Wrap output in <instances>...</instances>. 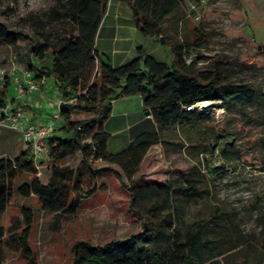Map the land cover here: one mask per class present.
<instances>
[{
  "label": "rangeland",
  "instance_id": "obj_1",
  "mask_svg": "<svg viewBox=\"0 0 264 264\" xmlns=\"http://www.w3.org/2000/svg\"><path fill=\"white\" fill-rule=\"evenodd\" d=\"M55 7V0H0V22L22 37L16 48L0 42V69L8 75L9 101L18 96L15 79L23 82L24 73L29 72V79L40 87L38 92L50 91L49 96L41 95V100H47L42 108L39 99L29 100L38 113H45L43 123L56 120L59 92L54 79L39 75L41 69L53 65L54 51L68 33V20L57 17ZM140 33L137 46L159 62L173 66L170 46L183 45L187 64L198 73L221 67L220 84H244L264 91V0H202L195 6L183 3L164 26V42ZM45 44L51 50L40 62L33 51ZM131 58L129 62L135 59ZM132 108L134 112L136 105ZM196 110L200 115L195 125L162 133L163 142L149 151L135 175L136 180L172 184H181L182 177L192 172L205 176L199 183L204 190L201 196H175L180 216L174 226L152 223L132 212L130 183L120 178L118 167L111 166V171L99 175L97 193L82 200L75 215L45 213L37 197H22L17 189L34 178L23 174L14 181L10 204L1 218L6 229L3 264H74L73 249L78 243L104 248L134 240L149 249L153 264H209L221 251H230L217 258L222 264H257L264 254V118L255 102L242 98L227 106L210 101ZM71 112L73 120L88 117ZM136 113L145 117L141 107ZM115 117L111 120L114 128H119V122L128 127L125 119ZM22 118L24 124L37 123ZM220 123L225 132L218 135ZM61 125L62 121L58 128ZM131 129L113 138L110 152L124 150L121 141L134 134ZM229 144L235 149L225 155L221 150ZM26 150L19 131L0 127V158L15 159ZM81 160L82 154L77 153L55 164L46 155L37 165V177L47 184L55 165L76 168ZM96 165L106 166L102 162ZM24 209L34 217L29 238L31 260L19 246ZM190 235H197L202 243L191 245Z\"/></svg>",
  "mask_w": 264,
  "mask_h": 264
},
{
  "label": "trees",
  "instance_id": "obj_2",
  "mask_svg": "<svg viewBox=\"0 0 264 264\" xmlns=\"http://www.w3.org/2000/svg\"><path fill=\"white\" fill-rule=\"evenodd\" d=\"M55 1L57 17L68 20V33L61 46L54 51L53 65L41 69L42 75L54 79L59 92L58 104L62 102L59 110L62 125L57 126L55 135L49 139L48 156L55 164L77 153L82 154V160L76 168L55 165L48 183L44 184L37 177V168L29 149L15 159L0 158V264L4 263L2 258L6 246V229L1 218L10 204L13 183L20 175L34 176L17 189L22 197H37L45 213L75 215L81 201L97 193L99 175L111 171V166H115L121 171L120 178L124 177L130 183L132 212L152 223L174 226L180 216L175 196H201L204 190L200 189L199 183L205 176L192 172L182 177L181 184L136 180L135 175L149 151L163 142L162 133L193 127L200 115L196 106L206 101L223 102L227 106L242 98L255 102L264 118L263 89L244 84H220L221 67H216L210 73H198L194 66L187 64L183 45L170 46L174 56L173 66L157 61L142 48L138 50L137 58L120 67L114 68L108 62L101 61L96 41L109 0ZM120 1L131 6L135 25L145 37L165 39L164 26L181 5L195 6L202 0ZM198 36L201 39L202 35ZM21 39V35L0 22V42L16 48ZM50 50V45L45 44L33 54L42 62ZM9 87L6 84L0 88V108H5L9 103ZM134 96L142 98L158 131L141 133L124 150L111 153L108 149L110 134L104 125L112 115V102ZM71 110L88 117L73 120ZM217 126L218 135L225 132L221 123ZM261 145L264 150V137ZM233 149L234 144H229L221 152L227 155ZM98 162L106 166L97 167ZM23 215L25 227L20 233L19 246L21 252L31 260L29 238L34 217L28 209L23 210ZM188 241L193 246L202 243L197 235H190ZM73 252L74 264H153L149 249L136 240L116 245L110 243L104 248L78 243ZM229 252L221 251L209 264H222L217 258ZM263 263L264 254L257 264Z\"/></svg>",
  "mask_w": 264,
  "mask_h": 264
},
{
  "label": "crops",
  "instance_id": "obj_3",
  "mask_svg": "<svg viewBox=\"0 0 264 264\" xmlns=\"http://www.w3.org/2000/svg\"><path fill=\"white\" fill-rule=\"evenodd\" d=\"M139 33L140 31L136 27L133 19L131 6L127 3L121 2L120 0H113L112 3L111 0H109L108 6L102 18L96 41V49L99 52L101 58L100 60L108 62L112 65V67L116 68L129 63L130 59H132L131 57L136 58L138 56V50L141 48L146 54H148L144 47L137 46V36ZM42 77L45 78L46 76L42 75ZM15 87H17V85H15ZM49 94V88H46L45 91H43V95L40 92H35L28 95V97L25 96L23 98H18L17 96L16 98H11V101H9L8 104H11L21 112L23 110L24 115L22 114V116H25L28 120L43 123L47 120L44 115L45 113H38L37 110H35L36 108L31 106L33 104L29 102V100L32 98L34 100L39 99L41 104L39 107L42 108V105L47 104V100H41V95L45 97V95L49 96ZM135 100H138L137 103ZM135 105L136 110L133 112L132 107ZM20 106L22 107V110ZM139 107L146 111L140 96L123 98L112 102V115L104 125L105 130L110 134L108 149L110 143L113 141V138L120 136V134H122V132L127 128H132L131 131H134V134L128 138L124 137L126 139L121 141L124 145L123 149H125L129 143L141 133L158 131L157 125L152 116H138L139 113H136V111H138ZM40 108L37 109L39 110ZM115 116H118L120 120L125 119L129 124L128 127L125 128L122 122H119V128L117 126L114 128L115 125H111V122L113 121V118H116ZM144 124L146 126H143ZM137 125L139 128H136ZM111 152L116 153L118 151Z\"/></svg>",
  "mask_w": 264,
  "mask_h": 264
},
{
  "label": "built area",
  "instance_id": "obj_4",
  "mask_svg": "<svg viewBox=\"0 0 264 264\" xmlns=\"http://www.w3.org/2000/svg\"><path fill=\"white\" fill-rule=\"evenodd\" d=\"M9 75L13 76L14 72ZM7 76L6 70L0 69V82H2V88L6 86L5 80ZM29 77L30 73L26 71L24 73L25 83L19 78L15 79L18 98H23L40 90L39 85L29 79ZM61 103L62 102L60 101L58 104L59 108ZM191 109L192 107L188 108V110ZM59 112L56 120L53 122H27L24 124L22 123V112L13 107L11 104H7L5 108H0V127L11 128L21 133L23 141L30 150L32 160L37 168L39 162H41L43 158L48 155L49 139L55 135L58 123L61 121L59 118Z\"/></svg>",
  "mask_w": 264,
  "mask_h": 264
},
{
  "label": "bare ground",
  "instance_id": "obj_5",
  "mask_svg": "<svg viewBox=\"0 0 264 264\" xmlns=\"http://www.w3.org/2000/svg\"><path fill=\"white\" fill-rule=\"evenodd\" d=\"M210 102L206 101V102H203V103H199V105H197L196 107H206L209 105Z\"/></svg>",
  "mask_w": 264,
  "mask_h": 264
},
{
  "label": "water",
  "instance_id": "obj_6",
  "mask_svg": "<svg viewBox=\"0 0 264 264\" xmlns=\"http://www.w3.org/2000/svg\"><path fill=\"white\" fill-rule=\"evenodd\" d=\"M161 41L164 42V38H161ZM146 116H151V112L149 110L145 111Z\"/></svg>",
  "mask_w": 264,
  "mask_h": 264
}]
</instances>
